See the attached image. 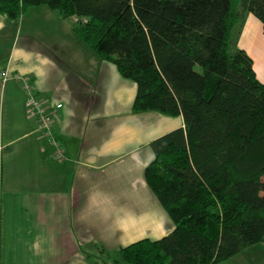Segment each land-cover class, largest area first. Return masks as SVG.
Listing matches in <instances>:
<instances>
[{"label":"trees","instance_id":"obj_1","mask_svg":"<svg viewBox=\"0 0 264 264\" xmlns=\"http://www.w3.org/2000/svg\"><path fill=\"white\" fill-rule=\"evenodd\" d=\"M47 5L137 84L135 112L182 116L152 142L145 177L175 224L158 240L97 244L94 264H220L264 244V81L238 45L264 0H0L19 19Z\"/></svg>","mask_w":264,"mask_h":264},{"label":"crops","instance_id":"obj_2","mask_svg":"<svg viewBox=\"0 0 264 264\" xmlns=\"http://www.w3.org/2000/svg\"><path fill=\"white\" fill-rule=\"evenodd\" d=\"M77 21L47 5L19 19L0 13V264H94L97 244L118 249L175 227L145 171L152 142L184 119L135 112L136 82L79 38ZM238 45L264 81L263 24L252 13ZM24 78L63 105L53 126L63 161L27 108Z\"/></svg>","mask_w":264,"mask_h":264},{"label":"built area","instance_id":"obj_3","mask_svg":"<svg viewBox=\"0 0 264 264\" xmlns=\"http://www.w3.org/2000/svg\"><path fill=\"white\" fill-rule=\"evenodd\" d=\"M8 72H4L3 81L8 80ZM24 89L28 92L27 108L36 118L39 130L49 138L52 145L55 146V154L60 161L64 160V146L53 136V126L55 120L59 117V111L63 107L61 103L49 105L38 98L34 93L33 85L27 78H24Z\"/></svg>","mask_w":264,"mask_h":264},{"label":"rangeland","instance_id":"obj_4","mask_svg":"<svg viewBox=\"0 0 264 264\" xmlns=\"http://www.w3.org/2000/svg\"><path fill=\"white\" fill-rule=\"evenodd\" d=\"M74 18L71 17V20H74ZM220 264H264V247L260 243V245L245 250L243 253L229 258Z\"/></svg>","mask_w":264,"mask_h":264}]
</instances>
